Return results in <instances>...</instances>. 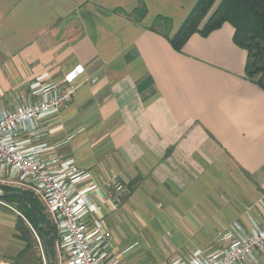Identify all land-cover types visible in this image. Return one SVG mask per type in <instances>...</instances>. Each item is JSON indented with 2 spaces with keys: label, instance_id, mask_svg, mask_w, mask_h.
<instances>
[{
  "label": "crops",
  "instance_id": "1",
  "mask_svg": "<svg viewBox=\"0 0 264 264\" xmlns=\"http://www.w3.org/2000/svg\"><path fill=\"white\" fill-rule=\"evenodd\" d=\"M197 1L0 0V109L41 75L85 70L48 141L99 185L111 175L128 183L104 217L113 253L127 250L123 264L208 253L218 233L264 215V91L245 77L247 52L227 23L181 52L164 37ZM3 226L0 214V264H9L3 250L20 242ZM157 230L169 236L159 234L162 248H139L135 235ZM246 264H264V253Z\"/></svg>",
  "mask_w": 264,
  "mask_h": 264
},
{
  "label": "built area",
  "instance_id": "2",
  "mask_svg": "<svg viewBox=\"0 0 264 264\" xmlns=\"http://www.w3.org/2000/svg\"><path fill=\"white\" fill-rule=\"evenodd\" d=\"M80 65L51 80L47 74L28 85L9 109H0V190L27 192L43 207L55 231L57 264H123L113 253L112 234L104 222L130 194L128 183L111 175L102 185L91 171L59 152L60 144L48 137L61 129L60 112L78 90ZM94 83L95 81H91ZM264 210V201L260 202ZM217 248L196 250L186 257L173 256L165 264H246L264 253V215L244 228L239 223L218 233Z\"/></svg>",
  "mask_w": 264,
  "mask_h": 264
},
{
  "label": "trees",
  "instance_id": "3",
  "mask_svg": "<svg viewBox=\"0 0 264 264\" xmlns=\"http://www.w3.org/2000/svg\"><path fill=\"white\" fill-rule=\"evenodd\" d=\"M157 22H163L165 30L169 28V20L158 18ZM225 23L234 29L235 45L247 52L246 79L264 91V0H198L176 33L171 37L163 35L174 51L181 52L193 34L205 38ZM1 190L3 193L13 192L9 188L2 187ZM23 194L41 210L46 224L45 235L55 257V231L45 216L43 207L30 193ZM1 200L17 203L20 214L37 231V215L24 201L16 198ZM16 229L19 233L18 239L24 244V248L15 258L10 259L9 264H36L32 255L33 237L20 216L17 217ZM37 264L43 263L38 259Z\"/></svg>",
  "mask_w": 264,
  "mask_h": 264
},
{
  "label": "rangeland",
  "instance_id": "4",
  "mask_svg": "<svg viewBox=\"0 0 264 264\" xmlns=\"http://www.w3.org/2000/svg\"><path fill=\"white\" fill-rule=\"evenodd\" d=\"M157 28L161 31L164 29L163 27H157ZM0 193H3V191L0 190ZM19 211H20L19 205L17 203H14V202L8 203V202L0 200V214H3V221H6V226H3V228L10 227L13 230L15 229L17 240H19L18 239L19 233L16 231L17 230L16 227H17V217L20 216L23 219L25 225L31 231V234L33 237V243H34L32 255L36 261V264H37L38 259H40L43 264H47L46 255L44 253V248L42 246L41 239H40L39 235L37 234V231L28 223V221L26 219L23 218V216L20 214ZM147 234H148L147 239L142 237L140 234H138V237L135 235V237H136L135 240L138 241L137 244H139V248H141L144 251L146 249H148V246L146 243L151 244V246H153L156 249H158L157 247L162 248V246H163L162 244H165L166 242L162 243L161 241L158 240L159 234L164 235L163 240L167 241L169 239V236L165 235V231L161 232V231L157 230V233H155V234H151V233H148V231L147 232L144 231L143 236H147ZM155 235H157V236H155ZM3 238H4V235H3ZM11 238H12V235H11ZM130 238H132V240H133V237H130ZM146 240H148V241H146ZM118 241H120V240H118ZM19 242H20L19 244L18 243L15 244L14 248L10 247L7 250H3V253L6 254L7 257H9L10 259L15 258L18 255V253L24 248V244L20 240H19ZM112 244L114 246V251L117 252V250H119L118 243L114 240V241H112ZM18 245L21 246V248H22L21 250H20V248H18ZM54 253H55V246H54ZM138 257L139 258H137V259L143 258L144 255L140 254V255H138ZM53 261H54V264H57L56 256L53 257Z\"/></svg>",
  "mask_w": 264,
  "mask_h": 264
},
{
  "label": "water",
  "instance_id": "5",
  "mask_svg": "<svg viewBox=\"0 0 264 264\" xmlns=\"http://www.w3.org/2000/svg\"><path fill=\"white\" fill-rule=\"evenodd\" d=\"M6 198L20 199L24 201L30 208H32L35 211L37 218H38L37 234L39 235L41 239L42 246L44 248V253L46 255L47 264H54L53 255L49 247L47 237L45 235L46 224H45V220L43 218V214L41 210L36 207V205L33 203L32 200H29L28 198H26V196L21 192L0 193V200L6 199Z\"/></svg>",
  "mask_w": 264,
  "mask_h": 264
}]
</instances>
